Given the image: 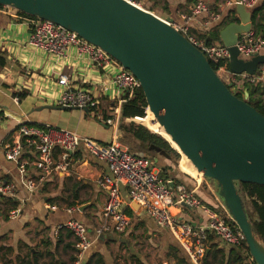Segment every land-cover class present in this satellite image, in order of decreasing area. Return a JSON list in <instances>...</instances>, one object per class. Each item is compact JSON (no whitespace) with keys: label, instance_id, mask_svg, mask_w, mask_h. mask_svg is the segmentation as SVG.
I'll return each mask as SVG.
<instances>
[{"label":"crops","instance_id":"1","mask_svg":"<svg viewBox=\"0 0 264 264\" xmlns=\"http://www.w3.org/2000/svg\"><path fill=\"white\" fill-rule=\"evenodd\" d=\"M136 1L162 18L172 17L175 22H182L183 17L190 14L191 8L199 0L193 4H189L188 0ZM203 1L214 11H219L220 8L221 18L210 21L208 15H199L191 27V33L198 39L216 30L221 33L227 26L225 23L229 12L235 9L225 7L224 0ZM263 3L264 0H260L256 8ZM221 5L224 7L221 8ZM5 6L0 7V50L7 57V65L0 68V180L12 181L19 178L20 170L14 162L6 159L3 144L13 140L14 133L22 122L67 128L103 144L119 139L120 121L114 124L103 122L104 118L113 114V102L107 95L112 90L104 87L109 82V77L104 75L106 73L103 72L104 76L101 77L74 49L60 61L33 47L29 41L32 30L23 19L24 16L19 14L15 17L14 11ZM236 16L240 21L237 12ZM220 43L221 37L218 44ZM261 54H264V50ZM60 72L67 74L74 86L97 92L100 100L97 117L88 114L93 119H86L82 110H38L45 105L58 106L56 103L61 89L56 73ZM21 91L28 92L23 100L14 95V92ZM136 120L143 124L145 122V118ZM144 126L155 130L149 125ZM38 158L36 153L27 151L23 162H28V167L34 171L33 164ZM55 159H61L59 149L55 151ZM184 160L182 158L180 162ZM164 161L166 166L160 168L164 171L163 176L170 179L173 186L182 184L187 190L193 191L201 202V206L196 208L175 205L172 210L177 218L198 224L208 220L209 210L218 212L221 209L224 211L223 216L228 214L224 202L216 195L217 187L203 177L200 171L196 174L187 173L181 168L180 162L168 156ZM108 173L105 162L91 156L81 147L75 152L68 170L54 173L39 191L31 193L25 186L19 189L21 201L15 202L21 212L16 216L10 213L14 208L12 204L5 203L6 198L0 200V264H31L34 261L37 264H73L76 260L73 234L67 231L59 234L55 232L59 223L70 218L85 222L94 240L82 264H152V253L159 254L162 261L159 264H191L187 253L170 231L159 228L137 207L129 210L132 226L127 232L97 234L108 202V194L99 188L97 181ZM121 190L127 202L128 189L122 186ZM68 207L74 208L73 213L67 212ZM215 246L228 249V256L230 247L214 237L208 243L207 252ZM181 258H185L186 263L180 262ZM252 262L251 258L246 264ZM201 263L203 264V260ZM214 263L217 264L218 261Z\"/></svg>","mask_w":264,"mask_h":264},{"label":"water","instance_id":"2","mask_svg":"<svg viewBox=\"0 0 264 264\" xmlns=\"http://www.w3.org/2000/svg\"><path fill=\"white\" fill-rule=\"evenodd\" d=\"M0 4L76 32L130 70L140 82L148 108L180 150L172 147L187 155L217 187L216 195L244 233L252 259L264 264V244L254 231L236 185L238 181L264 185V115L249 104L247 90L245 98L240 99L203 51L172 26V17L162 18L139 3L0 0ZM235 10L240 21L222 29L220 37L231 49L230 71L241 77L254 74L264 64V54L249 60L240 58L236 44L241 35L252 30V11L243 5ZM43 109L90 114L87 107L38 108Z\"/></svg>","mask_w":264,"mask_h":264},{"label":"built area","instance_id":"3","mask_svg":"<svg viewBox=\"0 0 264 264\" xmlns=\"http://www.w3.org/2000/svg\"><path fill=\"white\" fill-rule=\"evenodd\" d=\"M127 1L138 3L136 0ZM259 2L260 0H224L223 5L232 8L243 5L252 11ZM5 7L12 9L15 17L20 14V10L14 7ZM219 11H214L206 1L199 0L191 8L190 14L183 17L182 22L174 21L172 26L203 51L209 61L225 62L218 71L226 73L228 80L232 79L230 85L234 86L236 91L243 90L246 83L263 86L264 64L260 65L254 74L244 73L239 77L229 69L231 57L229 46L208 44L206 40L198 39L191 33L193 22L199 15L206 14L210 17V21H217L221 18ZM23 19L28 22L32 30L29 41L33 47L45 51L60 61L75 50L77 55L87 60L90 67L95 69L101 77L104 75L109 77V82L104 87L112 90L107 95L113 102L111 108L113 114L104 118L103 122L118 123L121 119L123 103L133 97L136 89L141 86L137 77L102 47L89 42L76 32L37 16L33 18L24 16ZM236 46L240 58L249 60L263 52L264 37L254 35L251 30L240 36ZM56 74L57 83L61 89L56 104L81 109L87 107L90 114L97 117L100 105L97 92L74 86L65 73ZM81 147L85 148L91 156L105 162L109 169V173L104 174L97 181L99 188L108 194L103 221L97 234L127 232L132 226L129 210L137 207L142 209L143 213L149 216L159 228L170 231L187 253L191 264H201L211 237L233 247L241 246L246 241L244 233L239 228L234 229L225 216L216 211L209 210L208 220L198 224L177 218L172 210L175 205L196 208L201 206L200 200L193 191L187 190L182 184L172 187L171 180L164 177L162 170L147 156L132 153L119 139L103 144L90 136L52 125L22 122L15 131L13 140L3 144L6 159L17 165L20 175L12 181L0 180V200L10 198L21 201L19 189L22 186L31 193L39 191L54 173L68 170L75 152ZM56 149L60 150L59 161L55 159ZM26 150L39 156L33 164L34 171L28 167V162H23ZM122 186L127 187L129 192L127 202L122 196ZM49 208L53 209L52 206ZM66 210L71 214L74 208L68 207ZM20 212L21 209L16 207L12 208L10 213L16 216ZM62 231L73 234L76 250V260L73 264H82L94 242L86 223L77 218H70L59 223L55 228L56 234Z\"/></svg>","mask_w":264,"mask_h":264},{"label":"trees","instance_id":"4","mask_svg":"<svg viewBox=\"0 0 264 264\" xmlns=\"http://www.w3.org/2000/svg\"><path fill=\"white\" fill-rule=\"evenodd\" d=\"M187 2L193 4L197 2V0H188ZM4 6L5 5L0 4V7ZM19 12L26 17H35L23 11ZM235 22H239V18L236 16L235 9H232L229 12L225 25ZM252 30L254 35L264 37V3L261 7L252 10ZM200 39H205L208 44H218L220 41V31L216 30L214 32H209L204 38ZM220 44L222 45L223 43ZM210 63L216 72H218L219 68L225 64L223 61L219 63L210 61ZM6 65L7 57L5 56V53L0 50V68L5 67ZM244 89L249 93V104L264 115V85H251L246 83ZM244 89L236 91V94L240 99L245 98ZM14 95L20 100H23L27 97L28 92H14ZM147 108L148 102L144 91L140 86L136 89L134 96L122 105L121 119L119 123V129L121 132L119 137L120 142L128 146L132 153L139 154L140 152L145 153V151H148L154 156L158 153H164L166 156L179 162L181 160V154L172 147L171 143L163 135L154 133L147 126L133 121V119L148 117L149 108ZM143 145H147L148 150H145ZM163 172L164 171L162 170V175ZM236 185L243 199L247 215L253 225L254 231L258 239L264 244V185L239 181L236 182ZM5 203H11L14 208L18 206V203L10 198H6ZM225 218L234 229L238 228L237 224L226 213ZM228 247H230L228 256L226 255L228 249L218 248L217 246H215L214 249H210L203 259V264H215L214 262L216 261H218L219 264H232L233 262L235 264H246V262L252 258L246 241H244L241 246ZM173 249L179 251L176 247H173ZM179 261L186 263L185 258H181ZM31 264H37V261L31 262ZM252 264H256V262L253 260Z\"/></svg>","mask_w":264,"mask_h":264},{"label":"rangeland","instance_id":"5","mask_svg":"<svg viewBox=\"0 0 264 264\" xmlns=\"http://www.w3.org/2000/svg\"><path fill=\"white\" fill-rule=\"evenodd\" d=\"M218 73V75L224 80V82L225 83H227V84H231V82H232V79L230 78V80H228V76H227V74L226 73H224V72H217ZM232 88H234V86H232ZM244 91H246V89H244ZM148 109V108H147ZM147 109H146V111H147ZM69 111H79V110H69ZM146 114H147V112H146ZM84 118H86V119H93V117L91 118L88 114H86L85 113V115H84ZM95 120V119H94ZM134 121L135 122H137V123H140V124H142V125H144V124H146V125H149L152 129H155V130H153L154 131V133H158V134H161V135H163L164 137H166L167 138V136L163 133V131H162V129H161V126H160V121L158 120V118H157V116L149 109V115H148V117H146L145 118V122H144V124L142 123V122H140V121H138V120H136V119H134ZM152 131V130H151ZM168 139V138H167ZM169 140V139H168ZM120 141V140H119ZM171 141V140H170ZM171 143V145H173L174 147H175V145H174V142L173 141H171L170 142ZM123 144V143H122ZM124 146H126L125 144H123ZM128 147V146H127ZM129 148V147H128ZM176 148V147H175ZM174 148V149H175ZM177 149V148H176ZM146 150V149H145ZM148 150V149H147ZM178 151V150H177ZM179 152V151H178ZM180 153V152H179ZM181 154V153H180ZM139 155H145V156H147L152 162H153V164H155V166H157V167H159V168H163V166H166V164H165V161H164V159L167 157L164 153H158L157 155H153L152 153H149L148 151H145V153H143V152H140L139 153ZM182 158L183 159H185V160H187L188 158L185 156V154H181V160L180 161H182ZM156 159V160H155ZM184 160V161H185ZM156 161V162H155ZM179 161V162H180ZM184 161L181 163V168L185 171V169H184V167H183V163H184ZM178 162V163H179ZM177 164V163H176ZM187 172V171H186ZM188 173V172H187ZM200 173H202V172H200ZM191 174H195V173H191ZM202 175H203V173H202ZM203 177H204V175H203ZM218 213L220 214V215H224V211H221V209H219L218 210ZM135 223V222H134ZM150 261H151V263L152 264H159V263H161L162 261H161V258L159 257V254H155V255H153V253L151 254V259H150ZM202 264V263H201Z\"/></svg>","mask_w":264,"mask_h":264},{"label":"bare ground","instance_id":"6","mask_svg":"<svg viewBox=\"0 0 264 264\" xmlns=\"http://www.w3.org/2000/svg\"><path fill=\"white\" fill-rule=\"evenodd\" d=\"M161 129L164 132V134L167 136L169 140H171L170 136L166 133L164 126L160 123ZM174 142V141H173ZM175 147L180 150L179 146L177 143L174 142ZM187 157V155H185ZM188 158V157H187ZM183 167L185 171L188 173H197L199 170L197 169L196 165L188 158V160H185L183 163ZM203 173V172H202Z\"/></svg>","mask_w":264,"mask_h":264}]
</instances>
